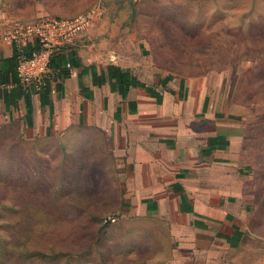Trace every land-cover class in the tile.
Wrapping results in <instances>:
<instances>
[{"label": "rangeland", "instance_id": "1", "mask_svg": "<svg viewBox=\"0 0 264 264\" xmlns=\"http://www.w3.org/2000/svg\"><path fill=\"white\" fill-rule=\"evenodd\" d=\"M12 3L0 0V43L19 48L32 43L39 19L83 12L79 0H46L50 12L39 15L27 0L22 17ZM134 22L151 47L144 65L155 55L165 61L161 74L205 92L230 136L234 157L188 184L207 229L173 210L171 194L143 213L126 191L128 175L107 156L109 136L79 114L75 127L58 132L46 113L32 126L2 109L0 264H264V0H136ZM229 203L237 204L234 220ZM233 223L243 234L236 247L225 241Z\"/></svg>", "mask_w": 264, "mask_h": 264}, {"label": "crops", "instance_id": "2", "mask_svg": "<svg viewBox=\"0 0 264 264\" xmlns=\"http://www.w3.org/2000/svg\"><path fill=\"white\" fill-rule=\"evenodd\" d=\"M10 1L16 10L19 9L16 14L22 17L29 15L23 9V1L27 0ZM28 1L35 2V14H49L50 9L42 3L46 0ZM135 1L79 0L78 9L83 11L80 15H88L90 20L63 47L65 53H75L80 66L70 67L67 78L59 75V69L52 68L49 80L53 112L50 105L42 107L41 89L35 90V87L31 89V120L27 118L24 96L17 106L10 107L0 99V110L3 109L10 118L15 115L25 117L32 126L43 121L40 116L46 113V118H51L48 127L58 132L75 127L73 123L78 121L79 114V122H83L86 128L99 129L109 136L111 147L107 156H113L118 170L128 175L126 191L136 194L134 198L143 213L163 208L165 195L171 194L173 210L185 216L194 215V223L202 221L188 200L186 205L192 206L194 212L181 211L182 197L188 199L191 176H196L198 182L202 178L198 173H202L205 167H215L234 157L231 154L232 142L228 132L222 129L220 116L205 92L192 88L184 77L161 74L156 66L165 61L156 60L155 55L149 58L151 65H144V49L148 51L151 47L147 39L140 41L136 35L142 27L134 22ZM4 42L0 43V68L2 59L13 55L12 43ZM109 66L130 71L153 87L161 100L151 96L143 87L131 88L127 98H123L119 92L112 91L109 81L96 83L92 67L98 81L101 73L107 74ZM167 77L171 79L163 84ZM12 87L0 83L1 89L10 90ZM111 128L117 131L116 136H113ZM216 137H225L229 145L226 149L217 148L210 153L209 140ZM212 208L214 206H207L206 213L210 216L216 215L210 211ZM228 209L226 218L232 219L231 213L233 210L236 213L237 204L229 203ZM236 227L237 224L233 223L232 233L225 237L231 246L235 241Z\"/></svg>", "mask_w": 264, "mask_h": 264}, {"label": "trees", "instance_id": "3", "mask_svg": "<svg viewBox=\"0 0 264 264\" xmlns=\"http://www.w3.org/2000/svg\"><path fill=\"white\" fill-rule=\"evenodd\" d=\"M41 45L39 42L28 44L22 48H19L17 44H13V55L10 58L2 59L1 68H0V83L2 85H13V87L9 90L8 88H0V99H3L7 107L11 105L17 106L18 101L24 96L26 105H27V118L29 120L32 119L33 116V103H32V95L31 89L33 86L26 87L18 72V66L20 60L25 56L27 58H31L35 52L40 50ZM67 64H70V67L80 66L77 62L75 53H65V47H62L61 52L55 54L50 63L51 69L54 70L59 69V75L61 77L67 78L70 75L69 68ZM94 78L96 83L104 84L107 81L110 82V86L112 91L119 92L123 98H127L131 88L143 87L147 90V92L154 97H157L158 100H161V96L153 87L147 85L146 83L140 81L136 76H134L130 71L122 69L117 66H109L107 70V74L104 72L100 74L99 79L97 81V73L94 67H92ZM108 76V78L106 77ZM50 74L46 77L43 82V86L41 89V103L42 107L46 105H50L51 112H53V106L50 101V93L51 86L49 77ZM171 78L167 77L162 83L166 84ZM132 105V104H131ZM132 110L135 111V108L132 107ZM210 153L214 149H226L229 145V142L225 137H216L210 138ZM217 145V146H215ZM187 199L186 196L182 197L181 211L187 213H193L194 209L192 206L186 205ZM195 225L207 229V224L203 221L196 220ZM236 232L234 234V243L232 246L236 247L241 240L242 232H240L239 228L236 227Z\"/></svg>", "mask_w": 264, "mask_h": 264}, {"label": "built area", "instance_id": "4", "mask_svg": "<svg viewBox=\"0 0 264 264\" xmlns=\"http://www.w3.org/2000/svg\"><path fill=\"white\" fill-rule=\"evenodd\" d=\"M89 20L88 15H79L73 18H44L33 23L29 28V35L33 38L32 43L39 42L41 48L31 58L24 56L20 60L18 72L26 87L51 74L52 57L60 53L66 41L81 31Z\"/></svg>", "mask_w": 264, "mask_h": 264}]
</instances>
